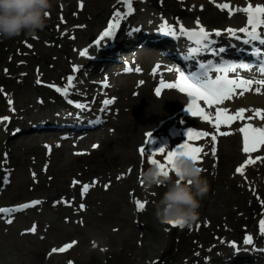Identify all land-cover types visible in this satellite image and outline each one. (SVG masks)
<instances>
[{"label": "rangeland", "instance_id": "374dc122", "mask_svg": "<svg viewBox=\"0 0 264 264\" xmlns=\"http://www.w3.org/2000/svg\"><path fill=\"white\" fill-rule=\"evenodd\" d=\"M110 2L111 0L85 1V8L83 12L79 14L78 22H87L88 27L83 33L78 35L77 38L80 40V43H84L81 39L82 34L89 33L91 37L97 28L103 24V20L109 11L107 5ZM73 9L74 2L69 6V11L67 12L69 16L72 15ZM99 9L101 12L97 16L92 15L94 10ZM204 18L207 24L219 26L224 24V22L208 20L205 15ZM53 36L51 38H53ZM71 43L75 44L77 42H68L67 52L69 57L74 56V53L71 51ZM15 45L16 43L14 40L11 42L0 40V66L6 63L5 56L10 48ZM36 46L37 55L32 54V56L36 58L37 63L44 66L47 76L53 77L56 74V68L51 69L48 64L51 62L54 63V61L49 54H43L45 51L48 53V48L43 46L41 41L37 42ZM40 48L41 50H39ZM49 51L50 55L58 56L59 61L63 60L64 49H58V46L54 45ZM33 62L34 61H32V63ZM59 66L60 64L57 63L56 67ZM14 69L20 70L21 68L14 67ZM4 86V91L7 92L9 96L12 92L15 93L16 109L22 107L28 108L30 105H34L35 96L39 95V92H36L33 88L34 86L32 85L30 76L25 77L21 82L7 79L6 77L2 78L0 76V89H3ZM40 95H43V93H40ZM43 97L45 98V95H43ZM0 103L3 104L1 97ZM123 106L128 109L121 113L119 117L121 122L119 121V123L117 122L118 124L115 125V145L102 148L97 152V155H94L90 160H77L71 158L68 150L65 149L54 153L51 166L48 169V175H51L53 179L48 184L45 176L39 175L40 182L37 188L45 189L46 187H50L47 193L51 195L54 194L58 188L60 189V193H62V189H65V191L68 190V179L70 176H74L78 174L79 171H83L81 174H84L86 178L89 169L77 165H82L87 162L94 163V168H97L98 165H102L106 168H115L128 164L130 159H123V157L134 153L133 148L134 145L138 143L140 131L146 127H150L155 118L158 116L161 117L164 112L155 115L151 120L147 115L144 117V115L139 116L136 113L139 107L133 101L127 102V104H123ZM39 111V108H34L28 109L27 113L30 116H37L38 114L43 115ZM2 112H5V109H3ZM124 125L128 127L126 128V132L123 130L125 134L123 139L120 129H123L122 126ZM130 128H138V134L135 135H138L137 137L132 139L133 135L130 132ZM24 136H26V134L17 136L10 141L14 146V161L17 165V170L13 174L12 184L2 193L0 203L18 202L35 195L28 191V186L31 182L28 180L27 166L31 163V159L27 154H31L33 151L38 150L37 142L31 141L29 143L27 139L23 138ZM25 150L27 154H24ZM116 151L120 152L117 154L116 158L110 157L109 153L112 155ZM220 156L218 175L211 174L205 177L209 183V192L201 200L198 221L193 223L196 224L203 220H211V226L208 229H197L192 232V234H189L186 230L182 232L175 231L168 234L164 231L167 230V226L161 224L155 216L154 205H152L150 210L142 217V221L145 222L146 225L138 229L135 223H133L129 212L131 206L127 203V198L125 196V189L128 186L123 188L113 187V189L105 193L96 190L91 194L90 200L96 199L98 195L100 198L92 202L95 209L86 218L85 227L79 231L70 227L61 226L64 225L61 220L62 213L51 214L46 211L40 214L39 220L41 226L46 223H51V227L48 229L51 232L47 234V241L34 242V240L29 237H19L15 233H12V236L8 239L0 238V264H60L64 257L62 259L56 258L48 262L42 259V254L47 246L57 244L72 237L78 238L79 241L80 239L82 240L79 246L68 255L71 258H75L77 264H100L101 259H105L110 255L112 259L108 264H144L146 261H150L155 257L160 258L162 261L167 248V264H185L186 262H184V259H188L200 252L203 254L206 251H199L201 247H205V245L199 244L200 240L206 241V244L210 242L214 243L216 242L214 236H217L218 233H225L223 230H218L216 224L224 228L226 225L229 227V224H231L232 227H240L248 219L245 211L250 213V199H253L257 193L254 192V195L251 196V191L247 193L244 188H237L236 184L232 183L229 179L231 176V166H233L238 159L231 160L229 165L223 161L222 154ZM103 157H107L109 161L104 160ZM163 193L164 190L161 194ZM161 196L162 195H160L159 199ZM112 227H118L119 230L113 232L111 231ZM142 231L144 237L139 236ZM157 238H159V240H157ZM90 239H96L99 242L106 241L110 246L109 251L105 253H99L97 250L88 252L87 249L90 247ZM137 240H141L142 246L139 247V245L135 243ZM162 241L167 245L164 249L162 248ZM163 250L164 252L161 255ZM192 251L195 252L191 255ZM157 264H159V262Z\"/></svg>", "mask_w": 264, "mask_h": 264}, {"label": "snow or ice", "instance_id": "6c2138e0", "mask_svg": "<svg viewBox=\"0 0 264 264\" xmlns=\"http://www.w3.org/2000/svg\"><path fill=\"white\" fill-rule=\"evenodd\" d=\"M118 2H122L126 8L127 12L122 14L119 10L114 13V22L110 21L107 28L101 35V40L105 37H112L115 34V30L119 27V20L123 18V16L129 15L132 13L133 9V0H118ZM215 3V0H212ZM83 7V4L80 5ZM218 8L222 11L227 9L229 15H233L234 12L239 11L246 15L247 17V24L245 27L239 29H232L229 28L226 31L232 35L236 36L237 31L240 33H244L248 39L245 43H251L252 41H260L264 43L262 40V33L258 31L260 28H264V5H251L248 4L247 7L243 8H236L232 9L228 3L223 4H216ZM61 21L63 22V17H61ZM196 24L199 26L200 21L197 18ZM165 31L169 35H175L170 28L167 27L165 24ZM180 34L186 35L190 40L194 41L196 45L200 47L192 48L190 50V54L198 53L204 48H208L209 45L214 43L210 40V35L207 30H205L202 26L199 27V30H188L185 29L182 25L180 27ZM215 35H221L219 30L215 31ZM239 38V37H237ZM99 44L100 41H97ZM223 52V49H220ZM81 56H86L88 54V50L85 49L79 53ZM201 71L192 74L191 76H185L183 73L180 74L179 79L175 83H165L163 80L160 81V86L155 89V93L157 96L161 95V89H178L181 93H185L188 98V106L185 108V111L190 115H198L202 120H207L209 124L216 130V132L220 136H228L232 134L229 131H220L221 125L230 127L237 121H243L244 123L242 126L237 128L239 134L242 135L243 139V147L242 152L247 155V158L241 163L236 169V173L240 176H245V169L249 165H255L258 161L260 163H264V156L256 155L253 159L251 154L252 153H259L261 149H264V123H253V122H264V109H246V108H239L230 112L227 106L220 107L221 105H225L226 101H231L235 96L243 97L245 93L249 92H256L258 94H264L262 89H264V79H244L240 77L238 74L235 78H229V73H237L238 69H249L250 65L248 64H224L222 66H214V65H200ZM73 71H78L77 68H73ZM131 71V69H129ZM136 71H140V69H136ZM217 72L221 75H217L214 79L209 76L210 72ZM258 71L261 74H264V66L259 67ZM156 69H153V73L155 74ZM41 81L37 80V83ZM143 84V81L140 82ZM74 84V77L69 76L67 78V84L64 87H57L55 85H49V87L55 88V91L61 93L64 96H67L68 90L73 87ZM257 85L258 87H253ZM239 90V91H238ZM203 101L207 108L212 109L215 107V114L211 111L205 112L203 108L199 107L198 102ZM114 101L112 99H107L103 101L105 106L112 104ZM71 103V101H69ZM78 109H85L87 105L83 103L76 104ZM104 110L103 108L101 109ZM248 113L247 115H245ZM2 120H7V117L0 118ZM215 121V122H214ZM149 139H147L146 143H153L151 139V133L146 134ZM186 140L185 143L178 145L174 150L167 151V167L165 163H161L159 159H154L153 157L159 154H164L166 151L164 148H160L158 150L148 152V160L149 164L158 163L163 169L166 171H171V165L173 159L177 155H185L190 157L194 162L198 163L201 160V154L207 155L204 152L202 146H192L188 143L190 140L204 138L211 136V143L213 145L211 154L213 156L216 155V149L214 147L217 136L215 134L206 132V131H197L193 128H188L186 133ZM93 147H98L97 145H93ZM140 155H145V148L141 147L139 149ZM82 153H77V155H81ZM131 171V170H129ZM202 171V169H201ZM35 175V174H34ZM117 179H121V177H117ZM78 181H73V186L78 184ZM96 181H93L92 185L84 184L81 189V196L83 197L85 194L88 193L90 187H94ZM105 189L109 188L108 184L104 185ZM42 203L40 200L32 201L31 203H26L18 208H0V213H11L15 211H20L23 209H28L39 205ZM66 203V202H65ZM264 203V202H262ZM136 210L141 212L145 208L146 202H141L140 200L135 201ZM81 209L85 208L84 204H80L79 206ZM8 223H12V220L9 219ZM260 232L264 234V219L260 220ZM169 225L173 227L183 228L184 225L182 222L175 221L169 222ZM30 232L35 233L37 228L33 225L32 228L29 229ZM75 242L70 244H65L63 247L60 248H53L51 253H63L66 249H69L73 246ZM244 244L252 245L253 244V237L248 235L244 239ZM95 247V244L93 245ZM235 246V245H233ZM50 253V254H51ZM198 255V254H197Z\"/></svg>", "mask_w": 264, "mask_h": 264}, {"label": "clouds", "instance_id": "9594fccd", "mask_svg": "<svg viewBox=\"0 0 264 264\" xmlns=\"http://www.w3.org/2000/svg\"><path fill=\"white\" fill-rule=\"evenodd\" d=\"M57 0H0V40L36 38L49 23ZM139 183L145 191L163 186L165 191L155 202V216L161 224L179 221L191 226L199 219L201 200L209 192V183L201 167L190 157H174L171 171L158 163L149 164Z\"/></svg>", "mask_w": 264, "mask_h": 264}, {"label": "bare ground", "instance_id": "6f19581e", "mask_svg": "<svg viewBox=\"0 0 264 264\" xmlns=\"http://www.w3.org/2000/svg\"><path fill=\"white\" fill-rule=\"evenodd\" d=\"M130 78V77H128ZM262 96H258V97H251L248 96L250 98H252L256 103L258 104H264V94H260ZM142 96H145L142 94ZM176 95H174L173 93H167L165 96L161 97V100L159 103H156V100H153V102H148V101H144V106L141 108L142 113L144 115H152L155 113H162L164 112L167 113L168 109L173 106L174 104H176ZM166 115V114H165ZM137 133V130L134 131V135ZM27 138V137H24ZM228 144V143H227ZM233 148L232 145H226L224 144L222 147V153L224 156V160L226 164L230 165V160L233 159L234 157H236V155L233 153ZM116 154V153H115ZM112 154L111 156L114 158L116 155Z\"/></svg>", "mask_w": 264, "mask_h": 264}]
</instances>
